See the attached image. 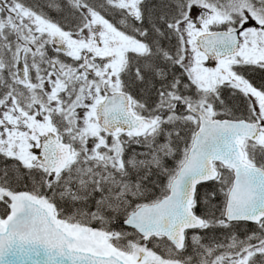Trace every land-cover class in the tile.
I'll return each instance as SVG.
<instances>
[{"label": "snow or ice", "instance_id": "1", "mask_svg": "<svg viewBox=\"0 0 264 264\" xmlns=\"http://www.w3.org/2000/svg\"><path fill=\"white\" fill-rule=\"evenodd\" d=\"M0 264H264V0H0Z\"/></svg>", "mask_w": 264, "mask_h": 264}]
</instances>
